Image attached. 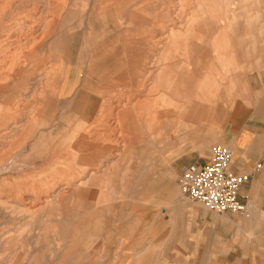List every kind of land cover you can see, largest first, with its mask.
Segmentation results:
<instances>
[{
  "label": "crops",
  "instance_id": "crops-1",
  "mask_svg": "<svg viewBox=\"0 0 264 264\" xmlns=\"http://www.w3.org/2000/svg\"><path fill=\"white\" fill-rule=\"evenodd\" d=\"M117 3H104L99 11L107 31L115 37L105 47L78 52L75 59L64 63L56 85L58 102L41 131L42 140L48 138L46 146L42 145L40 157L32 155L30 161L16 166V174L45 173L54 168L61 173L62 168L80 175L68 187L60 184L57 188L61 194L55 206L81 208L78 219L69 222L59 213L56 220L57 249L63 247L64 254L73 255L64 264H264V68L252 72L246 87L237 91L217 120L211 121L216 136L212 138L208 132L209 104L214 103L218 88L207 80L212 64L206 53L211 48L213 58L228 57L235 67L244 47L236 42L240 20L232 24L231 44L223 50L220 41H224L225 32L218 31L211 47L204 37L209 35L208 19L195 31L190 17L184 22V33L169 28L167 31L172 29L175 34L172 41L165 38L169 37L166 31L159 56L167 57L168 50L188 45L195 55L203 53L201 62L207 65H202L201 71L205 69L207 74V90L201 92L200 107L192 115L189 77L186 70L178 77L177 61L171 63L165 88L171 89L180 111L176 115L172 108L162 114L157 103L141 98L136 85L145 72L146 55L140 47L145 45L141 38L146 39V32L139 33L133 27L138 18L128 17L133 12L128 13L127 4ZM254 19L243 22L248 29L258 24L264 31V18ZM127 20L132 26L125 25ZM129 33L132 38H128ZM195 36L207 43H194ZM251 37L249 32L246 54L253 45ZM160 77L154 70V97L160 96ZM119 91L128 95V102L113 99ZM176 116L180 122L191 118L196 128L178 136ZM86 128L89 134L78 140L81 148L74 147L76 141L70 132L82 134ZM55 136L56 141L51 142L50 137ZM210 137L230 148V172L248 175L238 190L246 207L243 214H215L180 193L181 168L208 161ZM54 144L57 150L52 155ZM30 162L33 167H29ZM258 164L261 168L256 170ZM52 264H61L60 259Z\"/></svg>",
  "mask_w": 264,
  "mask_h": 264
},
{
  "label": "rangeland",
  "instance_id": "rangeland-1",
  "mask_svg": "<svg viewBox=\"0 0 264 264\" xmlns=\"http://www.w3.org/2000/svg\"><path fill=\"white\" fill-rule=\"evenodd\" d=\"M2 1L0 0V2ZM43 1L31 0V4L27 3L29 6L27 4L19 5L20 7L14 5L12 10L0 7L5 11V16H0V22L2 21L0 24L9 28L12 32L11 39H3L5 33L0 30V82L1 79H4V75H12L18 72L21 75L2 81L4 87L0 91V264H52L58 259H60L61 264H64L67 259H72V254H64L63 247L57 249L58 243L55 240L56 220L59 213L61 216L65 215L69 222L78 219L81 208H60L55 206V200L61 194V191L57 190L58 186L61 184L65 188L68 187L71 182L77 181L80 175H74L70 170L63 171L62 168L61 173L55 168L53 170L48 169L49 171H45L44 174L30 172L16 174L15 172L16 166H20L18 162L25 164L26 160H31L32 155L40 157L42 145L46 146L48 138L42 140L41 131L47 125L45 120L51 118L49 117L50 109L58 102L55 83L56 74H58L60 67H63L67 61L75 59L78 52L87 53L91 47H94V49L103 48L115 37L114 34L112 36L107 31L103 15L99 12L104 3L108 5L111 2L127 4L128 13L133 12L128 17L138 18L137 22L139 23L136 22L133 27L137 28L140 31L139 33L146 32V39L141 38V41H145V45L140 47L146 55L145 72L143 71L142 76L144 77L139 81L138 91L144 93L140 96L145 98L146 103H157V107L159 105L162 114L166 110H172V108L176 115L180 111L177 99L170 95L171 89L165 88V80H169L167 67L171 63L174 64L177 61L176 72L178 77L180 71L183 70H186L189 77L190 91L192 92L190 98L192 115L200 107L201 92L206 93L207 90V86L204 85L207 74L205 69L203 70L205 74L201 71L202 65L206 66L207 63L206 61L201 62L200 55L197 56L194 53L188 55L190 50L188 46L185 47L187 50L185 55L181 54V51L185 50L182 47L177 51L168 50L167 57L162 55L160 58L159 52L161 53L163 50L160 46L164 45L165 40L162 37L166 31L172 27L184 33L182 30L186 27L184 22L188 17L191 18V20L189 19L190 27L195 31L201 26L202 20L208 19V26L212 29L207 27L209 35L206 34L204 37L209 39L211 47L212 40L217 38L218 31L221 34L225 32L224 41H220L222 44L221 49H224L227 43L231 44L228 39L232 38V24L240 20V24L236 27L240 34L236 36V42L242 43L244 47L240 61L235 67H233V63L228 57L213 58L214 52L211 48L206 53L209 55L210 65L212 64V67L209 68L207 80L209 85H212L211 87L218 88L214 103L212 101L210 103L208 100V103H210L208 132L212 138L216 136V126L211 127V121L217 120L219 113L229 106L237 91L246 87L248 76L252 72L264 68V31L258 24L256 26L252 24L251 29H248V26L243 22V19L248 18L255 17L254 20L257 22L264 18L263 14L260 15V13H264V0H67L65 11H69V15L62 18L59 27H56L57 29L47 38L46 31L41 33L40 28L44 26L43 24H46V27L48 24L54 23L51 22L54 0H47L52 8L46 4L42 7ZM90 8H94V12L89 16ZM72 10L75 11L70 13ZM81 11L82 13L78 15ZM134 13L137 16H132ZM192 13L193 15H191ZM256 14L259 15L256 16ZM49 17L51 18L49 19ZM197 21L201 23L194 26ZM210 22L212 25H210ZM130 23L133 22L127 20L125 25L127 27L132 26L129 25ZM141 23L145 24L141 26ZM61 26L63 27L61 28ZM249 32L252 34L253 45L246 54L244 48ZM132 35L129 33L128 38H131ZM137 35L135 37L140 38V35ZM32 37L35 38V41L31 40ZM198 38L196 37L194 43H207V40L202 42ZM41 41L46 46L41 47L32 54L34 44H40ZM164 54H167V52ZM39 64H41V67L37 70L35 65ZM154 70L157 76L159 73L161 76L160 96L157 97H154L152 90ZM172 74L174 75V71ZM15 79L17 83L20 80L25 82L17 86L16 90L14 89ZM30 86L34 90L30 89ZM121 92L119 91L117 95L113 96V99H118L117 102L120 103L128 102V97L122 96ZM8 94H11L10 97H8ZM203 97L206 98L205 95ZM176 122L178 136L196 128L195 122L191 118L186 119L185 122H180L178 116H176ZM70 133L71 138L76 141L74 147H80L78 140L81 135H77L74 131ZM88 134L89 128H86L85 135ZM211 137L209 148L217 143ZM50 139L51 142H55L56 136L55 138L50 137ZM33 141L37 143L34 144ZM56 148L54 144L52 155H55L53 152L57 150ZM68 149H71L70 145ZM51 161L53 160L51 159ZM29 164V167L34 165L32 162ZM34 177L37 178L34 179ZM3 186H5L4 189ZM58 250L61 251L60 254H57Z\"/></svg>",
  "mask_w": 264,
  "mask_h": 264
},
{
  "label": "built area",
  "instance_id": "built-area-1",
  "mask_svg": "<svg viewBox=\"0 0 264 264\" xmlns=\"http://www.w3.org/2000/svg\"><path fill=\"white\" fill-rule=\"evenodd\" d=\"M230 159V148L215 144L210 148L206 163L183 166L178 179L181 195L215 214L225 212L243 214L246 207L238 197V190L247 182L248 175H235L230 172ZM260 168L261 164H258L256 170Z\"/></svg>",
  "mask_w": 264,
  "mask_h": 264
},
{
  "label": "bare ground",
  "instance_id": "bare-ground-1",
  "mask_svg": "<svg viewBox=\"0 0 264 264\" xmlns=\"http://www.w3.org/2000/svg\"><path fill=\"white\" fill-rule=\"evenodd\" d=\"M40 1V0H39ZM49 1V0H48ZM67 0H54L53 1V6L52 7H54L52 10H53V18H52V21L51 22H54V23H56V24H54V23H50V24H48V26H46L45 27V25L46 24H43L44 26H42L41 28H40V30H41V33L42 32H44V31H46V38H47V36H51V34L53 33V31H55V29H57L56 27H59V25H60V23H61V21H62V18L63 17H65L66 15H69V11H65V8H67L66 6H67V2H66ZM75 1V0H74ZM44 3L43 4H41L42 5V7H44V5L46 4V5H48L49 6V4H48V2H47V0L45 1H43ZM70 2V1H69ZM68 2V3H69ZM31 4V0H3L2 2H0V7H2V8H6V9H10V10H12L14 7H12V6H14V5H17V7L20 5H23V4ZM37 3V2H36ZM50 3V2H49ZM113 3V2H112ZM198 3V2H197ZM27 4V5H28ZM79 4H80V2H79ZM184 5V4H183ZM196 5V4H195ZM19 6V7H20ZM29 6V5H28ZM27 6V7H28ZM104 6V5H103ZM8 7V8H7ZM31 7V6H30ZM42 7H40L41 9H42ZM50 7V6H49ZM48 7V8H49ZM52 7H50V8H52ZM264 7V6H263ZM2 8H0V16H2V17H4L5 16V11L4 10H2ZM70 8V7H69ZM74 8V7H73ZM190 8V7H189ZM195 8V7H194ZM17 9V8H16ZM35 9V8H34ZM38 9V8H37ZM44 9V8H43ZM92 9V10H91ZM93 9L94 8H90V10H89V14H91L92 12H94L93 11ZM192 9V8H191ZM36 10V9H35ZM47 10H50V9H47ZM51 10V11H52ZM42 11V10H41ZM75 11V10H74ZM73 10L72 11H70V13H72V12H74ZM84 11V10H83ZM177 11V10H176ZM211 11V10H210ZM44 12V11H43ZM6 13H7V11H6ZM31 13V12H30ZM30 13H29V15H30ZM82 13V11L78 14L77 12H76V15L78 14V15H80ZM102 13V12H101ZM176 13V12H175ZM260 13V12H259ZM86 14H87V12H86ZM85 14V15H86ZM261 14V13H260ZM263 14V13H262ZM190 15V14H189ZM205 16V15H204ZM210 16V15H209ZM256 16H258V15H256ZM52 17V16H51ZM51 17H49V19L51 18ZM75 17V16H74ZM206 18V17H205ZM259 18V17H258ZM178 19V18H177ZM202 19H204V18H202ZM213 19V18H212ZM263 19V18H262ZM47 20V19H46ZM205 20V19H204ZM204 20H202V23L203 22H206V21H204ZM259 20V19H258ZM261 20V19H260ZM64 21V20H63ZM208 22V21H207ZM213 22V21H212ZM263 22V21H262ZM0 23H2V21L0 22ZM71 23V22H70ZM165 23V22H164ZM198 23H201V22H199V21H197V23H195L194 24V26L195 25H198ZM201 23V24H202ZM167 24V23H166ZM179 24V23H178ZM200 24V25H201ZM222 24V23H221ZM261 24V23H260ZM1 25V29L0 30H2V32L4 31V33H5V35L2 37L3 39H11L12 38V35H11V30L9 29V28H7L6 26H2V24H0ZM40 25H42V24H40ZM58 25V26H57ZM206 25H207V23H206ZM209 25V24H208ZM210 25H212L211 24V22H210ZM202 27H203V24L201 25ZM205 26V25H204ZM218 26V25H217ZM63 26H61V28H62ZM171 27V26H170ZM193 27V26H192ZM207 27V26H206ZM210 26H208V28H209ZM30 28H31V26H30ZM172 28V27H171ZM211 28V27H210ZM215 28H216V25H215ZM173 29V28H172ZM172 29L171 30H169V31H167V33L169 34V37H165V38H168V40H170V41H172L173 39H174V36H175V34L173 33V31H172ZM203 29V28H202ZM212 29V28H211ZM217 29V28H216ZM38 30V29H37ZM183 31V30H182ZM199 32H200V30H198ZM39 32V31H38ZM194 32V31H193ZM202 32V31H201ZM216 32V31H215ZM204 33V32H203ZM208 33H209V31H208ZM192 34V33H191ZM120 35V34H119ZM165 35V34H164ZM132 38V37H131ZM164 38V39H165ZM35 38H31V40H34ZM44 39V38H43ZM49 40L51 39L50 37L48 38ZM191 39H192V37H191ZM46 40V39H45ZM48 40V41H49ZM166 40V39H165ZM211 40H212V38H211ZM35 41V40H34ZM123 41V40H122ZM47 42V41H46ZM127 42H128V40H127ZM135 42V41H134ZM128 44V43H127ZM131 44V43H130ZM129 44V45H130ZM211 44V43H210ZM35 45V46H34ZM33 46H34V48H33V52H32V54L33 53H35L36 51H38L41 47L43 48V47H45L46 46V44H44L42 41H41V43L40 44H34ZM32 46V47H33ZM189 47H190V45H188ZM204 46V45H203ZM36 47V48H35ZM201 48H203L202 46H201ZM31 49V48H30ZM198 50H200V48L198 49ZM223 50V49H222ZM30 52V51H29ZM189 52H194L193 51V49H192V51H190L189 50ZM196 52V51H195ZM168 53V52H167ZM198 53V52H197ZM202 53V52H201ZM27 54V53H26ZM164 54V53H163ZM203 54V53H202ZM201 54V55H202ZM20 55V54H19ZM28 55V54H27ZM69 55V54H68ZM188 55H189V53H188ZM200 55V56H201ZM205 55V54H204ZM157 56V55H156ZM206 56V55H205ZM165 57V56H164ZM201 57H204V56H201ZM221 57V56H220ZM22 58V57H21ZM161 58V57H160ZM189 58V57H188ZM223 58V57H222ZM221 59V58H220ZM132 60H134V59H132ZM131 60V61H132ZM22 61H23V59H22ZM163 61V60H162ZM64 62V61H63ZM41 64H42V62H41ZM41 64H39V65H35V67H37L36 69L38 70L41 66ZM146 64V63H145ZM65 65V64H64ZM131 65L132 66H134V67H136L137 66V64L135 63V62H133L132 61V63H131ZM33 66V65H32ZM24 67V66H23ZM48 67V66H47ZM147 67V66H146ZM149 67V66H148ZM17 69V68H16ZM64 68L63 67H60V70L58 71V74H56V85H57V83H58V81H59V77H60V75L62 74V70H63ZM26 70V69H25ZM44 70V69H43ZM50 70H51V68H50ZM18 71H20V70H18ZM45 71V70H44ZM142 71V70H141ZM145 71V70H144ZM23 72V71H22ZM40 72V71H39ZM148 72V71H147ZM19 73V72H18ZM18 73H16V74H12V75H4V79H1V82L0 83H2V81H6V80H8L9 78H12V77H16V76H21V75H19ZM37 73V72H36ZM22 74V73H21ZM25 74V73H24ZM40 74V73H39ZM140 74V73H139ZM37 75V74H36ZM47 75V74H46ZM41 76V75H40ZM33 80V79H32ZM31 80V81H32ZM36 80V79H35ZM17 80L15 79V84H14V89L16 90V88H17V86H20V85H22L23 83H25V82H23L22 80H20V82H16ZM30 81V80H29ZM34 81V80H33ZM171 81V80H170ZM23 82V83H22ZM134 82V81H133ZM27 83V82H26ZM143 83V82H142ZM169 83V82H168ZM202 83V82H201ZM30 84H32V83H30ZM39 84V83H38ZM134 84H136V83H134ZM134 84H132V85H134ZM34 85H36V84H34ZM136 85H139V83L138 84H136ZM7 86V85H6ZM49 86H50V84H49ZM142 86V85H141ZM171 86V85H170ZM178 86V85H177ZM2 87H4V83H2V84H0V91H1V88ZM8 87V86H7ZM25 88V87H24ZM32 87L30 86V89H31ZM130 88V87H129ZM12 89V88H11ZM11 89H10V91H11ZM13 89V90H14ZM29 89V90H30ZM33 89V88H32ZM46 89V88H45ZM48 89V88H47ZM34 90V89H33ZM7 91V90H6ZM27 91V90H26ZM135 91V90H134ZM12 92V91H11ZM15 92V91H14ZM139 92V91H138ZM178 92V91H177ZM5 94V93H4ZM142 94V93H141ZM179 94V93H178ZM9 95H11V94H8V97H10ZM25 95H26V93H25ZM143 95V94H142ZM175 95V94H174ZM128 96V95H127ZM25 97V96H24ZM23 97V98H24ZM177 97V96H176ZM212 98V97H211ZM20 99V98H19ZM8 100V99H7ZM10 100V99H9ZM136 100V99H135ZM21 102V101H20ZM16 103V102H15ZM15 105V104H14ZM1 106V105H0ZM13 107V106H12ZM167 108V107H166ZM14 109V108H13ZM117 110V109H116ZM168 112V111H167ZM154 113V112H153ZM162 116V115H161ZM148 117V116H147ZM5 121V120H4ZM118 121V120H117ZM120 126V125H119ZM2 130V129H1ZM26 130V129H25ZM74 132H76L77 133V135H81V137L82 136H86L85 135V132L84 133H82V134H79V131L78 130H76V131H74ZM19 133V132H18ZM10 134V133H9ZM14 134V133H13ZM30 134V133H29ZM33 134V133H32ZM76 135V136H77ZM34 136V135H33ZM7 140V139H6ZM2 143V142H1ZM131 146V145H130ZM145 146V145H144ZM54 153V152H53ZM10 162V161H9ZM69 173V172H68ZM94 173V172H93ZM40 174V173H39ZM44 174V173H43ZM95 174V173H94ZM63 175V174H62ZM37 176V175H36ZM53 177H55V176H53ZM35 178H37V177H34V179ZM48 178V177H47ZM58 178V177H57ZM37 180V179H36ZM66 181H68V180H66ZM79 182V181H78ZM80 182H82L81 180H80ZM37 183V182H36ZM48 183V182H47ZM69 183V182H68ZM1 184H2V182H1ZM51 184V183H50ZM49 184V185H50ZM56 184V183H55ZM78 184V183H77ZM80 184V183H79ZM53 185V184H52ZM76 185V184H75ZM74 185V186H75ZM73 186V187H74ZM78 186V185H77ZM5 188V186H3V189ZM51 189V188H50ZM52 190V189H51ZM54 191H56V190H54ZM72 193V192H71ZM51 196V195H50ZM57 197V196H56ZM34 198V197H33ZM53 198V197H52ZM69 198V197H68ZM26 201V200H25ZM24 201V202H25ZM43 201H44V199H43ZM1 203H2V200H1ZM26 203V202H25ZM4 204V203H3ZM30 204V203H29ZM2 205V204H1ZM3 206V205H2ZM3 211V210H2ZM7 213V212H6Z\"/></svg>",
  "mask_w": 264,
  "mask_h": 264
}]
</instances>
